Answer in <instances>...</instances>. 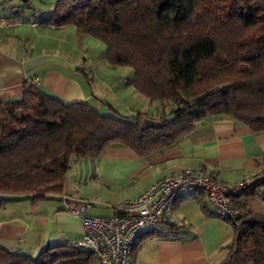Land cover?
Segmentation results:
<instances>
[{
  "label": "trees",
  "instance_id": "trees-1",
  "mask_svg": "<svg viewBox=\"0 0 264 264\" xmlns=\"http://www.w3.org/2000/svg\"><path fill=\"white\" fill-rule=\"evenodd\" d=\"M43 23L75 26L105 44L108 65L132 68V86L171 109L143 128V114L108 103L103 113L27 84L20 98L0 104V208L58 198L74 159H97L112 146L149 157L210 118L264 131V0H57ZM263 189L264 169L229 197L235 236L223 264H264V214L248 207ZM178 228L163 223L152 231L167 237ZM0 264L96 259L88 249L55 244L36 257L0 249Z\"/></svg>",
  "mask_w": 264,
  "mask_h": 264
},
{
  "label": "crops",
  "instance_id": "crops-1",
  "mask_svg": "<svg viewBox=\"0 0 264 264\" xmlns=\"http://www.w3.org/2000/svg\"><path fill=\"white\" fill-rule=\"evenodd\" d=\"M56 2L0 0V104L20 98L38 78L41 89L68 103L85 101L100 111L108 103L126 115L149 111L150 101L131 84V70L107 64L105 44L75 26L43 23ZM187 168L203 169L229 185L255 178L264 169V131L229 117L210 118L149 157L112 146L97 159H74L58 198L0 208V249L36 257L48 246L70 245L82 238L83 227L68 206L90 201L89 214L112 216L153 182ZM248 207L264 214V199L255 198ZM174 214L177 234L165 237L147 229L132 264H223L235 233L231 222L214 213L205 192L187 191L176 200Z\"/></svg>",
  "mask_w": 264,
  "mask_h": 264
},
{
  "label": "built area",
  "instance_id": "built-area-1",
  "mask_svg": "<svg viewBox=\"0 0 264 264\" xmlns=\"http://www.w3.org/2000/svg\"><path fill=\"white\" fill-rule=\"evenodd\" d=\"M35 84L40 86L39 79ZM253 178L237 184H225L203 169H183L158 179L139 196L127 199L118 214L98 216L89 214L90 201L68 206L73 215L79 217L83 227L82 238L70 245L88 249L99 264H132V253L147 229L163 223L178 225L174 214L176 200L190 189L205 192L214 213L228 221L234 212L229 197L239 195L252 183ZM260 197H264V189ZM64 201L67 196L63 197Z\"/></svg>",
  "mask_w": 264,
  "mask_h": 264
},
{
  "label": "rangeland",
  "instance_id": "rangeland-1",
  "mask_svg": "<svg viewBox=\"0 0 264 264\" xmlns=\"http://www.w3.org/2000/svg\"><path fill=\"white\" fill-rule=\"evenodd\" d=\"M97 40V39H96ZM99 41V40H98ZM102 43V42H101ZM120 67H124L125 69H128V70H131V73H133V70H132V68H130V67H125V66H120ZM130 74V73H129ZM125 78L127 79V78H129V75L126 73V75H125ZM99 103V102H98ZM150 104H148L149 106V111H148V109H144V115H143V117H149V118H154V119H158L160 116H162V115H164V114H166L167 112H169L170 111V109H171V106L169 105V104H167V105H164V104H161V103H159L158 101L157 102H149ZM152 103V104H151ZM100 104V103H99ZM93 105V104H92ZM151 105V106H150ZM155 105H157V107L156 108H154V106ZM94 106V105H93ZM97 106V105H96ZM95 107V106H94ZM147 107V108H148ZM101 112H103V113H106L107 111L105 110V109H103V111H101ZM152 116H154V117H152ZM142 117V118H143ZM141 121H142V119H141Z\"/></svg>",
  "mask_w": 264,
  "mask_h": 264
},
{
  "label": "water",
  "instance_id": "water-1",
  "mask_svg": "<svg viewBox=\"0 0 264 264\" xmlns=\"http://www.w3.org/2000/svg\"><path fill=\"white\" fill-rule=\"evenodd\" d=\"M158 124L157 121L154 119H151L149 117H143L142 118V126L143 128H152Z\"/></svg>",
  "mask_w": 264,
  "mask_h": 264
}]
</instances>
